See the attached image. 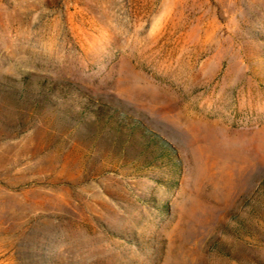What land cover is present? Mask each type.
<instances>
[{"label": "rangeland", "instance_id": "rangeland-1", "mask_svg": "<svg viewBox=\"0 0 264 264\" xmlns=\"http://www.w3.org/2000/svg\"><path fill=\"white\" fill-rule=\"evenodd\" d=\"M0 264H264V0H0Z\"/></svg>", "mask_w": 264, "mask_h": 264}, {"label": "trees", "instance_id": "trees-1", "mask_svg": "<svg viewBox=\"0 0 264 264\" xmlns=\"http://www.w3.org/2000/svg\"><path fill=\"white\" fill-rule=\"evenodd\" d=\"M22 84L24 91L30 94L28 87L33 84H30L28 79L22 81ZM37 87L39 96H43L47 104H52L54 101L59 103L63 102L62 100L72 99L75 92L72 87L62 83L48 85L45 82H38ZM17 91L19 93L18 97L22 98L24 91L21 92L19 89ZM79 113L81 117L78 120L79 123L83 124L85 121L90 123L89 125L92 124L96 127L90 126L88 128L91 137H100L99 135H112L114 137L112 149L117 152L120 150L126 154L130 152L134 157H138L139 163L143 165L161 166L165 163H170L176 168L180 167L178 158L173 153L174 150L166 142L163 143L169 149V153L168 151L167 153H155L152 150L153 144L150 132L140 120H133L117 108L102 104H94V107L91 105L83 106ZM170 152L174 155H170ZM165 160L168 162H163Z\"/></svg>", "mask_w": 264, "mask_h": 264}]
</instances>
